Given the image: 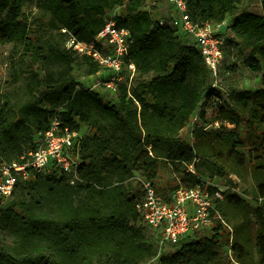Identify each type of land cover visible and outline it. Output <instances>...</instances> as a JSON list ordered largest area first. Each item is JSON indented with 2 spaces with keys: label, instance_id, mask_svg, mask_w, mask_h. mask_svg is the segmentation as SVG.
<instances>
[{
  "label": "trees",
  "instance_id": "16d2710c",
  "mask_svg": "<svg viewBox=\"0 0 264 264\" xmlns=\"http://www.w3.org/2000/svg\"><path fill=\"white\" fill-rule=\"evenodd\" d=\"M35 2L36 13L24 10ZM240 0H185L192 20L221 23L232 16L244 30L238 54L252 73L264 68V14L238 10ZM145 0H0V46H10L8 69L22 81L18 98L0 96V157L20 162L37 145V132L51 119L81 131L78 173L70 185L56 170L38 171L20 181L0 209V264H264V75L258 87L243 88L222 78L226 95L211 87L212 77L190 37L160 24ZM124 8L123 15H113ZM130 32L125 61L135 66L131 80L118 83L113 98L80 84L75 69L96 75L90 57L66 49L67 29L94 42L108 20ZM224 58V56H223ZM236 73V64L225 66ZM217 103L218 118L232 123L180 137L203 102ZM221 101V102H220ZM195 162L196 174L183 162ZM162 168L177 186L201 184L202 176L234 174L252 185L251 205L232 188L217 208L232 226L183 236L158 253L155 234L141 221L136 204L142 179L156 180ZM18 193L16 194V191ZM168 248V250H169Z\"/></svg>",
  "mask_w": 264,
  "mask_h": 264
},
{
  "label": "built area",
  "instance_id": "2783aa9c",
  "mask_svg": "<svg viewBox=\"0 0 264 264\" xmlns=\"http://www.w3.org/2000/svg\"><path fill=\"white\" fill-rule=\"evenodd\" d=\"M165 2L171 12L169 18L155 19L160 24L168 23L173 26L179 35L191 38L211 73V87L219 91L221 96H225L226 92L220 84V65L225 42L217 31L222 22L192 20L185 0ZM62 32L66 35V49L77 55L90 57L101 68L98 81H94L87 88H102L114 95L119 82L125 78L131 80L134 76V64L125 61V55L132 42L128 28L118 26L112 19L108 20L94 42L81 40L65 28ZM102 70L105 74H102ZM218 102V97L213 98L212 105L210 104L212 109L209 110L208 105L201 102L180 131V137L182 138L181 132L184 130L191 143L193 131L197 127L202 130L221 125L232 128V123L217 117ZM80 136V130H73L63 125L58 118H53L46 130L37 132L36 147L27 150L21 156L22 161L7 162L0 157V209L9 203L19 182L32 180L38 171L56 170L65 176L70 185L79 183L82 180L78 173ZM196 161L197 159L183 162V170L196 174ZM207 180L192 187L177 186L163 194L158 192L155 180L142 179L143 195L136 204V209L142 224L157 238V255L166 253L170 246L179 242L185 235L219 231L228 238L226 254L233 261V228L217 208V201L223 199L226 188L219 186L214 180Z\"/></svg>",
  "mask_w": 264,
  "mask_h": 264
},
{
  "label": "rangeland",
  "instance_id": "374dc122",
  "mask_svg": "<svg viewBox=\"0 0 264 264\" xmlns=\"http://www.w3.org/2000/svg\"><path fill=\"white\" fill-rule=\"evenodd\" d=\"M145 8L148 9L153 18L162 17V11H164L165 18H169L171 12L169 9V5L165 2V0H145ZM24 10L31 14L36 13L35 2H28ZM238 10H249L258 14H264V0H240L238 3ZM125 13L124 8H117L113 15H123ZM220 28H217V31L224 38V58H223V66H222V78L225 83H228L230 80L235 82H239V84L243 88H257L260 82V78L264 75V68L261 72L255 74L244 66L242 59L238 54V47L242 40L244 30L241 25L233 20L232 16H224L222 20V24H220ZM10 52V46H0V96L2 94H9L13 99H16L20 96L22 91V81L15 79V75L11 74V70L8 69V63L5 61L6 57ZM236 64L239 70L236 73L228 72L225 70V66H232ZM105 74V71L102 70V74ZM75 77L80 82V84L85 87L92 84L94 81H98L95 77L88 78L82 74L80 69H75L74 71ZM101 76V75H100ZM101 94H103L105 100H110L113 98L112 94L108 91L103 90L102 88L94 89ZM208 110L212 109L211 105H208ZM181 136L183 140L187 142L190 141L189 136L183 130L181 132ZM205 180H214L219 186L225 187L226 190H230L232 186L230 182L235 184L233 190L238 193L242 198H244L251 205H255V201L252 197V185L247 181H240L234 174H231L226 177H214L210 178L208 176L202 175ZM174 173L167 168H162L155 180L156 188L159 193H167L171 190V187L176 184ZM207 180V181H208ZM18 190L16 191V194ZM174 249H167V253L172 252ZM150 264H157L156 260H153Z\"/></svg>",
  "mask_w": 264,
  "mask_h": 264
},
{
  "label": "crops",
  "instance_id": "0c3cea01",
  "mask_svg": "<svg viewBox=\"0 0 264 264\" xmlns=\"http://www.w3.org/2000/svg\"><path fill=\"white\" fill-rule=\"evenodd\" d=\"M164 11H165V10H163V11H162V14H161L163 18H165ZM91 77H93V76H89L88 78H91ZM95 77L98 79V78L100 77V74L98 73V74L95 75L93 78H95Z\"/></svg>",
  "mask_w": 264,
  "mask_h": 264
}]
</instances>
